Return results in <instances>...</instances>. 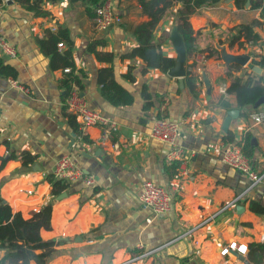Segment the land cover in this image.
<instances>
[{"label":"crops","instance_id":"1","mask_svg":"<svg viewBox=\"0 0 264 264\" xmlns=\"http://www.w3.org/2000/svg\"><path fill=\"white\" fill-rule=\"evenodd\" d=\"M113 2V11L124 24L98 31L78 2H45L41 8L47 14L33 16L22 8L23 0L1 1L0 34L15 54L0 57L14 67L15 77L0 76V157L5 160L0 168V197L24 218L50 203L49 228L39 230L43 240L53 242L47 264L120 263L137 252V246L148 249L163 244L134 264H244L236 251L220 255L219 250L231 241L245 246L250 241L264 242L260 240L264 212L247 209L248 201L264 208V180L232 208L218 212L247 184L242 173L220 161V153L227 143L241 142L247 134L249 163L256 172L264 170V120L255 123L250 119L264 106H244L240 110L232 94L220 93L221 85L227 88L233 77L243 80L245 71H252L234 64L236 67H231L227 75L226 68L233 63L225 65L219 54L208 55V51L214 47L218 53L216 46L223 45L228 53H246L252 62L260 60L264 56V18L249 3L236 8L233 0H219L188 18L194 51L207 54L200 74L189 68L190 56L186 61L185 72L199 80L193 96L183 77L179 83L156 68L143 72L144 64L138 57H121L136 44L126 28L147 17L140 13L136 0ZM178 5L164 13L153 32L161 53L172 58L175 52L167 36ZM253 19L260 22L253 27L258 41L250 46L245 41L241 47L238 41L232 42L235 26ZM60 30L68 35L75 74L82 72L72 84L89 108L116 123L109 140L100 138V126H81L74 116L68 118L72 114L64 105L60 84L66 73L62 61L56 55L52 58L38 43L39 39L46 43ZM242 40L240 37L239 42ZM59 42L63 46H55V51L61 54L68 44L65 38ZM91 42H95V51L102 58L91 52ZM50 45L53 43H46V48ZM106 67L132 95L131 104L112 106L101 97L97 74ZM258 67L260 73H252L264 79V68ZM128 70L130 79L124 77ZM202 73L208 86L201 80ZM142 86L152 98L146 110L141 108ZM230 110H237V115L223 132L222 120ZM157 115L179 124L177 144L188 157L183 176L176 174L174 162L165 160L167 145L148 136ZM228 133L226 139L230 137L231 142L225 141ZM21 152L29 153L31 160L22 164L19 159L8 158L10 153ZM63 154L72 155L82 171L93 176L91 187L73 181L67 182L59 194L50 193L45 175ZM142 181L172 192L165 213L154 215L139 204ZM3 253L0 249V257Z\"/></svg>","mask_w":264,"mask_h":264},{"label":"trees","instance_id":"2","mask_svg":"<svg viewBox=\"0 0 264 264\" xmlns=\"http://www.w3.org/2000/svg\"><path fill=\"white\" fill-rule=\"evenodd\" d=\"M1 1L2 0H0V3ZM23 1L24 5H21L23 9L31 12L33 16H44L47 14V11L43 10L41 5L45 2L54 3L60 0ZM67 1L69 3L78 2L82 4L92 18L93 7L98 0ZM217 1L219 0H136L140 13L145 15L147 19L134 25H129L126 28L136 44L129 51L123 53L121 57H138L144 64L142 68L143 72L148 68H156L160 72L166 73L167 69L173 65V58L164 56L161 53L160 42L153 41V32L164 13L178 3V7L172 13V24L183 39L185 53L184 64L186 65L187 59L194 50L188 18L197 13L200 8L214 4ZM244 2L245 0H233V4L236 8H241ZM249 7L259 9L260 17L264 18V0H249ZM259 23L258 20L253 19L249 21V23L235 26L236 34L232 37V42L238 41L240 47L245 41L251 44L257 42L259 36L253 31V27L259 25ZM240 37H242L243 40L239 42ZM61 38H65L68 47L59 54L55 51V46ZM38 43L39 47L46 53H49L52 58L55 55L58 56L64 68H69V71L64 73L60 81L64 89L62 96L65 98L72 81L79 79L82 75V72H79L80 74H75L69 49L70 41L68 35L65 30H60L57 36L53 35L48 38L46 43H53V46L50 45L49 48H46V43L43 39H39ZM218 43L220 44L221 42L219 41ZM94 45L95 42H91L89 44V49L97 58H102V54L95 51ZM208 55L218 56L217 50L213 47L208 51ZM253 63L264 68V56L260 60L253 61ZM231 67H236V65L232 64L227 66V75ZM0 76L5 78L15 77L14 67L4 62L1 57ZM124 77L127 79L132 78L129 70L124 74ZM97 80L99 83L100 95L109 104L112 106H125L131 104L133 99L132 95L115 81L110 67L100 68L98 70ZM183 82L187 90L195 96L196 88L193 74L186 71L183 76ZM225 92L234 96L235 105L241 110L244 106H252L259 97H264V79L261 75L245 71L244 79L233 77L230 85L225 88ZM140 94L142 98L141 108L146 110L152 105V98L150 94L146 92L144 86H142ZM254 110H256V108ZM241 116L246 118L245 114H241ZM72 117L73 115L68 116L70 119H72ZM157 118L166 117L157 115ZM228 135L230 136V133L225 135V141L231 142L230 137L226 139ZM236 144L240 145L241 152L249 160L250 156L248 152L250 145L248 135H244L241 142L239 141ZM8 158L19 159L22 164L31 160V156L27 152H21L17 155L10 153ZM4 162L5 160L0 157V168L3 166ZM170 167L174 168L173 165ZM45 180L48 182L50 193L53 195L59 194L67 186L66 181L56 179L50 173L45 175ZM50 209L51 205L47 203L36 211L31 212L29 217L24 218L19 212L12 211L9 205L0 197V249L4 250V253L0 257V264H28L29 261H33L35 264L48 263L53 252V242L43 240L39 235V230L49 228ZM247 209L251 212H264V208L254 201L247 202ZM244 257L249 264H262L264 261V242H248L245 246Z\"/></svg>","mask_w":264,"mask_h":264},{"label":"built area","instance_id":"3","mask_svg":"<svg viewBox=\"0 0 264 264\" xmlns=\"http://www.w3.org/2000/svg\"><path fill=\"white\" fill-rule=\"evenodd\" d=\"M113 5V0H98L94 5L92 23L95 30L103 31L124 24L122 18L113 11ZM247 44L249 46L251 45L250 42H247ZM56 46L61 47L63 44L59 42ZM14 54L15 50L13 46H11L0 34V55L13 57ZM206 61L207 54L202 50H196L190 55L189 68L197 74H200ZM63 71L68 72L69 68H64ZM195 82L199 83V80ZM219 91L220 93L225 92L224 85L219 87ZM64 105L81 126H100L102 128L100 134L102 140H109L112 132L116 129V123L114 121L105 118L101 113L87 106L85 100L79 94L78 89L72 83L64 98ZM250 119L255 123L263 121L264 109L251 114ZM178 134L179 124L167 118H155L148 130V136L150 138L161 141L167 145L165 160L168 162H174L176 174L183 176L187 172L186 163L188 157L181 146L177 144ZM220 161L242 173L247 179V184L242 192L238 193L222 205L218 212L227 208H232L237 201L243 199V196L250 189L260 181L264 180V170L261 172L254 171L249 160L241 152L240 145L238 144L227 143L221 149ZM50 174L54 178L62 179L66 182L78 181L85 187H91L95 181L91 174L82 171L70 154H63L55 159ZM138 201L142 207L149 209L154 215H158L165 213L170 208L172 192L149 181H142L140 184ZM260 240L264 241V231L260 236ZM164 245L165 244L148 249H142L140 246H137V252L130 254L120 263L114 264H134L142 258L152 255ZM230 250H234L238 254L243 255L245 253V245L236 244L235 241H231L228 242L226 246L222 247L219 250V253L220 255H226Z\"/></svg>","mask_w":264,"mask_h":264},{"label":"water","instance_id":"4","mask_svg":"<svg viewBox=\"0 0 264 264\" xmlns=\"http://www.w3.org/2000/svg\"><path fill=\"white\" fill-rule=\"evenodd\" d=\"M6 3H10V0H5ZM249 3V0H245L244 5L247 6ZM168 41L170 42L174 52L175 57L173 58V65L169 67L166 71V75L169 77L176 78L179 83H181V79L185 74V53H184V43L181 35L177 32L176 28L172 26L169 30ZM218 54L221 60L225 65L228 64H236L242 67H246L247 69H250L254 73H260L261 69L252 62L250 56L246 53H239V54H233L228 53L225 51V48L223 45H217ZM201 80L204 83L205 86H208V83L205 79L204 73L201 75ZM262 104L264 106V97H259L254 103L253 107H257L258 105ZM237 115V110H230L227 111L226 115L223 117L222 124H221V130L225 132L227 130V126L232 118H235ZM64 195V193L62 194ZM60 196V195H59ZM236 208H243L242 206L237 205ZM236 257L243 262L244 264H249V262L245 259V257L241 254L235 253Z\"/></svg>","mask_w":264,"mask_h":264}]
</instances>
